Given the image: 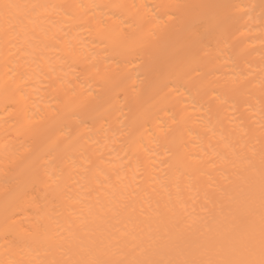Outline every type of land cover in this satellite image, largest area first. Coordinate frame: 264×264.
I'll use <instances>...</instances> for the list:
<instances>
[{"label":"bare ground","instance_id":"bare-ground-1","mask_svg":"<svg viewBox=\"0 0 264 264\" xmlns=\"http://www.w3.org/2000/svg\"><path fill=\"white\" fill-rule=\"evenodd\" d=\"M263 5L0 0V264H264Z\"/></svg>","mask_w":264,"mask_h":264},{"label":"rangeland","instance_id":"rangeland-1","mask_svg":"<svg viewBox=\"0 0 264 264\" xmlns=\"http://www.w3.org/2000/svg\"><path fill=\"white\" fill-rule=\"evenodd\" d=\"M215 1H216V0H215ZM261 1H262V0H261ZM263 1H264V0H263ZM219 2H220V1H219ZM211 3L214 4V2H211ZM215 3H216V2H215ZM259 6H260V5H258V7H259ZM256 7H257V6H256ZM258 7H257V8H258ZM263 7H264V5H263ZM259 8H260V7H259ZM261 8H262V7H261ZM261 8H260V9H261ZM258 13H262V11L260 12V11L258 10ZM186 18H188V17H186ZM174 19H175V18H174ZM182 20H183V19H182ZM183 21H184V20H183ZM187 21H188V20H187ZM187 21H186V22H187ZM175 22H176V21H175ZM178 22H180V21H178ZM181 22H182V21H181ZM182 23H183V22H182ZM175 24H176V23H175ZM185 24H186V23H185ZM178 25H179V24H178ZM172 28H174V29L176 30V26H175V25H174ZM172 28H171V29H172ZM177 30L179 31V28H178ZM170 31L172 32V30H170ZM177 33H178V32H177ZM167 34H168V33H167ZM173 34H174V33H173ZM173 34H168V36L173 35ZM174 35H175V34H174ZM177 35H179V34H177ZM177 35H176V37H177ZM168 38H169V37H168ZM159 50H160V49H159ZM160 52H162V51H160ZM156 54H157L156 56L159 57V54H158V53H156ZM162 54H163V53H161V55H162ZM156 56H153V57H156ZM153 57H152V58H153ZM156 58H157V57H156ZM156 58H154V59L157 60ZM158 59L161 60V57H159ZM154 62H155V61H154ZM157 62H158V61H156V63H157ZM159 62H160V61H159ZM159 62H158V64H159ZM156 63H155V64H156ZM151 64H152V63H151ZM151 64L149 63V65L152 67ZM156 66H157V65H156ZM138 91H139V90H138ZM138 91H137V92H138ZM143 91H144V90H143ZM143 91H140V92L143 93ZM137 92H136V95H137V96H138V94H139V95L142 94V93H137Z\"/></svg>","mask_w":264,"mask_h":264}]
</instances>
